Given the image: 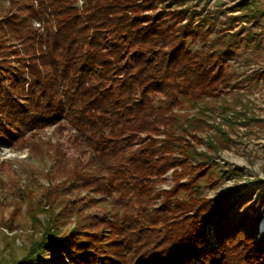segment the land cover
Instances as JSON below:
<instances>
[{"label": "trees", "instance_id": "16d2710c", "mask_svg": "<svg viewBox=\"0 0 264 264\" xmlns=\"http://www.w3.org/2000/svg\"><path fill=\"white\" fill-rule=\"evenodd\" d=\"M207 1L0 0V146L59 168L60 143L38 134L69 124L86 147L61 184L87 203L55 213L49 191L30 207L42 232L16 264H264V181L202 193L245 170L216 158L253 119L224 94L264 78L246 73L264 53V0ZM112 196L120 214L87 211Z\"/></svg>", "mask_w": 264, "mask_h": 264}, {"label": "rangeland", "instance_id": "374dc122", "mask_svg": "<svg viewBox=\"0 0 264 264\" xmlns=\"http://www.w3.org/2000/svg\"><path fill=\"white\" fill-rule=\"evenodd\" d=\"M236 1L238 0H208L206 5L208 9L214 11ZM262 22L264 25V18ZM32 26L39 34H42L41 22L35 21ZM234 66L238 71L245 70V66L241 65L240 61L235 62ZM249 72H264V53L258 62L252 63L246 71V73ZM227 91L224 94V100L230 104L236 100L240 101L253 119L246 125L235 123L234 131L230 132V138L234 140V143H220L219 157L216 161L230 167L241 166L245 170L242 177L223 179L218 187L204 189L202 193L206 197H217L232 187L244 185L245 181L247 187L254 186V182L258 180L264 181V78L244 81L239 88ZM236 92H239V95ZM219 103L220 101L214 105L212 115L215 121L220 120L221 109L217 107ZM64 129L59 134L52 127H48L38 134L45 141L60 143L64 161L59 168L54 166V160L46 156L34 155L26 148L0 146V264H16L20 246L29 245L32 238L41 234L40 227L33 224L27 214L29 208L38 203L44 204L45 208L48 207L45 197L49 191L53 198L51 208L55 213L60 212L68 202L79 207L87 203L86 199L78 201L86 195L84 191L79 192L68 184H61L64 171L78 156V150L86 148L82 132L69 124H65ZM204 147L200 145L199 148ZM50 177L51 182L48 180ZM166 179L159 188H170V172L166 175ZM261 184L256 194L264 192L263 183ZM87 211L102 217L105 212L120 214L122 209L116 202V196H112L95 207H89ZM44 215V213H38L37 218L43 221ZM66 225L71 226V221H68ZM262 227H264V217L260 222V228ZM13 235L16 236L14 240L11 239Z\"/></svg>", "mask_w": 264, "mask_h": 264}, {"label": "built area", "instance_id": "2783aa9c", "mask_svg": "<svg viewBox=\"0 0 264 264\" xmlns=\"http://www.w3.org/2000/svg\"><path fill=\"white\" fill-rule=\"evenodd\" d=\"M81 3V2H80Z\"/></svg>", "mask_w": 264, "mask_h": 264}]
</instances>
